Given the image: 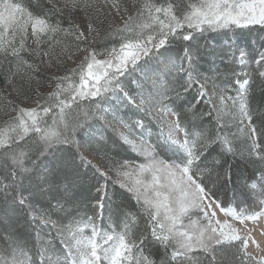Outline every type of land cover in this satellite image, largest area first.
Segmentation results:
<instances>
[{
    "label": "snow or ice",
    "instance_id": "1",
    "mask_svg": "<svg viewBox=\"0 0 264 264\" xmlns=\"http://www.w3.org/2000/svg\"><path fill=\"white\" fill-rule=\"evenodd\" d=\"M0 81V264H264V0H0ZM97 124L145 162L94 164ZM109 181L137 210L105 223Z\"/></svg>",
    "mask_w": 264,
    "mask_h": 264
},
{
    "label": "trees",
    "instance_id": "2",
    "mask_svg": "<svg viewBox=\"0 0 264 264\" xmlns=\"http://www.w3.org/2000/svg\"><path fill=\"white\" fill-rule=\"evenodd\" d=\"M229 42H237L241 44H255L259 43V30L258 28H253L251 31L249 29H233L230 31L227 36L220 35L217 33H206L204 37L199 39V44L202 48L206 47L209 51L221 52L222 50H227ZM173 57L176 55L175 52L171 53ZM208 64H203L202 69H207ZM138 74V73H137ZM3 83L0 81V89L3 88ZM194 94V89H193ZM255 101L253 106H255ZM86 102L84 107H86ZM96 128L101 129L100 139H102L107 148V156L111 157L113 160H119L123 162L127 160L129 162H137L140 160V157L135 154L129 146L121 139L118 131L109 127L108 125L101 128L100 124L96 125ZM151 143H155V137L152 138ZM100 156L104 157L105 152L96 153ZM167 156H171L169 151L162 156L163 159H166ZM229 163L235 166V171L237 176L243 174L247 175V171L245 168L246 161L241 159L239 155L236 157H229ZM100 179L97 175H94V169L91 166H86L80 169V185L81 187L87 191L92 186H94L97 180ZM63 185H61V188ZM54 194V193H53ZM108 197L110 198L105 202V208L103 211V216L105 223L108 222V218L111 217L113 221L116 220L118 212L117 208L123 206L122 210L135 212L136 205L135 201L131 199L129 193L126 192L125 189L119 187L118 184H113L111 181L108 183ZM50 195H46L44 199H50ZM227 198L228 200H232V190L229 189L227 192V197H225L224 193H221V199L224 200ZM243 199L242 197L240 198ZM245 205L241 204V207ZM9 214L11 211L9 210ZM83 213H81L82 215ZM91 215V211L88 213ZM137 227L142 231L145 227L144 219H141L139 216L137 217ZM47 231V229H45Z\"/></svg>",
    "mask_w": 264,
    "mask_h": 264
},
{
    "label": "rangeland",
    "instance_id": "3",
    "mask_svg": "<svg viewBox=\"0 0 264 264\" xmlns=\"http://www.w3.org/2000/svg\"><path fill=\"white\" fill-rule=\"evenodd\" d=\"M75 65L69 61L68 64H67V67L69 69H71L72 67H74ZM4 88V86H3ZM1 88V89H3ZM4 100L3 97H0V103H2ZM111 118L109 117V120ZM109 127H112L113 129H115L116 131H118V133H120L121 131H123V129H121L118 125L113 127L111 124L108 125ZM139 143V141H137ZM126 143V142H125ZM129 148L131 149V151H133L135 154H137L139 157H140V160L139 161H135V162H130V164H133V165H139L140 163H144L145 162V158H144V155H142L139 151L135 150L131 144L129 143H126ZM170 155L172 154L171 151H169ZM93 159V163L96 164V165H99L103 168H105L106 170L107 169H110L112 166H113V163L114 162H121L119 160H109L107 159L105 156L102 157L100 156L99 154H96V153H93L92 156L90 157ZM160 159H163L162 156L160 157ZM112 175H114V173H110ZM239 210V209H238ZM197 217L196 216H193V219H196ZM248 224V229L250 230L251 232V235H252V238H254L256 240V243L257 244H261L262 247H264V220H260V221H256V222H251V221H248L247 222ZM256 250L257 252L259 251V249H256V244H252L250 242L249 244V251H253V250Z\"/></svg>",
    "mask_w": 264,
    "mask_h": 264
}]
</instances>
